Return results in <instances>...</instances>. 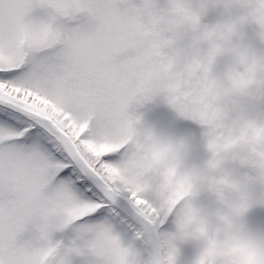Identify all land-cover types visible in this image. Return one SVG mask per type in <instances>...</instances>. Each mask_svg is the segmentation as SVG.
<instances>
[{
	"label": "snow or ice",
	"instance_id": "obj_1",
	"mask_svg": "<svg viewBox=\"0 0 264 264\" xmlns=\"http://www.w3.org/2000/svg\"><path fill=\"white\" fill-rule=\"evenodd\" d=\"M166 7L0 0V264H126L121 239L168 211L130 137L131 109L156 91Z\"/></svg>",
	"mask_w": 264,
	"mask_h": 264
},
{
	"label": "clouds",
	"instance_id": "obj_2",
	"mask_svg": "<svg viewBox=\"0 0 264 264\" xmlns=\"http://www.w3.org/2000/svg\"><path fill=\"white\" fill-rule=\"evenodd\" d=\"M166 2L153 26L159 63L149 101L161 99L176 119L133 113L130 137L153 178L152 200L168 211L121 239L122 258L264 264V0Z\"/></svg>",
	"mask_w": 264,
	"mask_h": 264
},
{
	"label": "rangeland",
	"instance_id": "obj_3",
	"mask_svg": "<svg viewBox=\"0 0 264 264\" xmlns=\"http://www.w3.org/2000/svg\"><path fill=\"white\" fill-rule=\"evenodd\" d=\"M133 113H140L146 116L148 119H157L160 117H163L166 120H175L176 118L173 116V112L168 109V107L162 102L161 99L159 98H154L151 101L145 102L142 105L139 106H133L131 109ZM179 125L182 127V124L187 125V128L190 129H196L197 130V135L199 134V127L193 122L189 121H178ZM114 216V215H113ZM115 217V216H114ZM175 219L176 217L174 215L170 216L168 218V221L165 223L164 227L165 228H171L174 227L175 225ZM60 237V234H57V237ZM75 233L72 230L68 231V239L73 238ZM62 238V237H60ZM191 254V248H186L185 249V255H190ZM74 264H81L80 258H76L74 260Z\"/></svg>",
	"mask_w": 264,
	"mask_h": 264
},
{
	"label": "water",
	"instance_id": "obj_4",
	"mask_svg": "<svg viewBox=\"0 0 264 264\" xmlns=\"http://www.w3.org/2000/svg\"><path fill=\"white\" fill-rule=\"evenodd\" d=\"M116 208L120 210V208H119V207H116Z\"/></svg>",
	"mask_w": 264,
	"mask_h": 264
}]
</instances>
